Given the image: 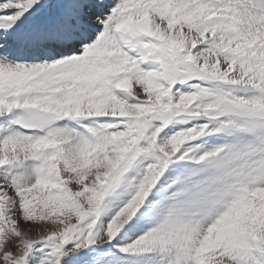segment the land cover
<instances>
[{
  "label": "snow or ice",
  "instance_id": "snow-or-ice-1",
  "mask_svg": "<svg viewBox=\"0 0 264 264\" xmlns=\"http://www.w3.org/2000/svg\"><path fill=\"white\" fill-rule=\"evenodd\" d=\"M0 264H264V0H0Z\"/></svg>",
  "mask_w": 264,
  "mask_h": 264
}]
</instances>
